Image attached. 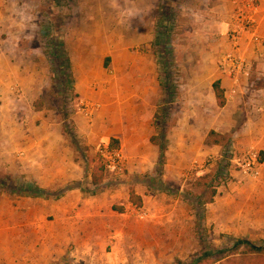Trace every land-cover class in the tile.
Here are the masks:
<instances>
[{"label":"rangeland","instance_id":"obj_1","mask_svg":"<svg viewBox=\"0 0 264 264\" xmlns=\"http://www.w3.org/2000/svg\"><path fill=\"white\" fill-rule=\"evenodd\" d=\"M260 2L263 9L264 0ZM157 6L162 9L161 14L167 13L166 17L172 20L176 61L170 69L172 94L164 97L158 83L149 86L150 91H158L152 104L158 118L154 133L165 131V165L159 166V148L151 144L150 130L136 131L132 123L125 122L117 125L116 132L123 141L119 150L121 168L107 172L105 182L94 188L89 180L91 158L99 154L116 129L112 119L117 105L107 97L117 89V77L111 64L108 69L99 67L104 54L101 50L89 57L90 73L77 74L73 67V72L66 71V75L64 56L51 65L45 52L52 44L59 52L66 47L71 55V49L78 50L83 42L95 41L94 46L99 49L118 34L136 36L137 27L148 32L156 21ZM226 16L221 0H0V55L7 50L8 67L14 73L16 67L26 70L28 79L32 74L35 78L29 82L36 81L33 87L15 79L6 89L0 82V200L19 197L15 189L25 183L39 186L48 179L69 176L72 181L45 190L50 195H63L67 188L80 184L85 191L77 189L82 198L73 201V217L96 230L90 236L85 235L89 231H81L79 242L69 245L70 251L96 250V259L53 260L50 264H191L207 248L225 250L230 239L262 245V166L256 177L245 175L241 167L243 158L250 159L252 153L260 158L261 153L238 150L236 140L229 135L218 133L225 136L223 146L212 145L207 139L229 117L228 111L210 95L211 85L220 73V60L230 50L226 36L230 20L227 19V29L222 30L221 26ZM3 44L7 47L3 48ZM168 54L169 51L162 55ZM4 62L0 59V68L5 67ZM251 64L255 72L250 74L247 92L235 108L237 126L248 114L249 101L254 100L253 85H264L258 63L251 60ZM12 87L25 90L23 96L12 91ZM175 96L176 102H171ZM92 104L102 105L101 112H91L92 107L86 109ZM77 116L88 130L84 136L76 125ZM66 129L74 137L67 135ZM54 133L66 138L60 147L68 153L66 160L72 157L75 163L68 169L58 167L64 163L59 157L41 155V149L55 146ZM39 164L44 165V170L32 173L33 165L37 170ZM46 164H52L53 170L47 169ZM35 176H40L41 181ZM203 177H209L208 182L218 193L201 222L196 203L208 198L205 187L198 182ZM131 189L142 196L143 208L130 203ZM114 207H125L126 211L120 214ZM96 208L102 220L96 225L88 221L94 223L91 226L81 217L94 214ZM247 252L241 248L234 256L220 255L210 263L264 264V257L246 256Z\"/></svg>","mask_w":264,"mask_h":264},{"label":"crops","instance_id":"obj_2","mask_svg":"<svg viewBox=\"0 0 264 264\" xmlns=\"http://www.w3.org/2000/svg\"><path fill=\"white\" fill-rule=\"evenodd\" d=\"M220 1V0H219ZM243 0H221L226 7L227 15L226 20L223 23L222 30L227 29V19L230 20L235 7ZM150 26V25H148ZM148 32L141 31L140 27L136 32V36L131 35L129 37H123L118 34L114 40L110 39L109 45H105L102 48L94 46L95 41L89 44V42H83L77 49H71V55L69 56L72 62V67L75 68L76 73H90L88 70L92 69V62L89 58L91 54L96 50L103 51V57L100 60L99 67L108 69L110 64L113 68V74L117 77V89L110 94L108 99L115 102L113 110L116 108V115L113 116V124L116 125L114 135L107 140L105 145H109L111 139H117L120 145L123 144L122 137L117 135V125L120 126L125 122L133 124L132 129L139 131L140 129L150 130V142L151 139L156 136L155 117L156 110L152 109L153 100L156 97L155 94L158 91H150L149 86L158 83L160 91L159 72L156 57L153 54V42L155 39V22ZM257 35L264 42V4L263 9L260 2V10L258 14V27ZM226 31L223 32L225 34ZM85 40V39H84ZM87 41V40H85ZM4 43H7L6 41ZM3 48L7 45L3 44ZM106 47V48H105ZM137 48L133 51V48ZM242 47L247 53V57L252 62H257V71L264 77V47L260 51H256L253 44L248 41L242 42ZM228 48V47H227ZM70 49V48H69ZM82 53L79 56L77 53ZM263 54L262 58L259 57ZM8 53L7 50L2 51L0 59L5 60V67L0 68V82L5 85L15 79L19 80L22 85L26 81L30 83V79L35 80L32 76L26 77L28 71L21 69H15V73L12 67H8L6 62ZM8 60V59H7ZM91 65V66H90ZM256 71V74L259 73ZM253 74L255 68L252 70ZM251 72V73H252ZM78 78V75H77ZM29 85L35 87L33 81ZM131 81L134 83L132 84ZM217 81H221L222 88L225 90L226 106L224 111H228L229 117L224 121H221V125L214 129L215 132L229 135L236 140L235 146L238 150L252 149L260 153H264V112L259 115H252L250 104L255 102L260 95L258 90L262 89L264 93V86L254 91V100H250L248 107V114L243 119L240 126H237V104L245 96L247 92L249 79L244 78L243 83L247 88L243 90V94L237 100L230 99V91L233 88V81L225 77L221 71L218 73V79L211 85L210 95L213 100H216L213 84ZM21 85V86H22ZM30 86V87H31ZM12 91L23 96V91L20 87H12ZM107 99V100H108ZM84 110V109H83ZM101 109L98 112H101ZM127 115V117H126ZM90 115L86 114L88 118ZM125 116V117H124ZM127 118V119H125ZM75 122L79 128V133L84 136L88 133L86 126L82 124L80 117H75ZM154 127H153V126ZM217 126V125H216ZM238 127V128H237ZM51 137L55 142V146L47 149H41V155L48 156L53 155L54 158L59 157L63 160V164H57L68 169L75 163L71 158H65L66 151L64 147H60L63 141L66 139L63 134L54 133ZM152 144V143H151ZM153 145V144H152ZM154 147H158L153 145ZM159 148V147H158ZM71 150V149H70ZM68 152V151H67ZM40 154V153H39ZM74 163V164H73ZM40 168L35 169L33 165L32 173L43 171L42 164L38 165ZM52 164H46V168H51ZM262 182L264 183V163L262 164ZM36 180L41 181V177L35 176ZM91 181V178L89 177ZM72 181L71 177L65 178L55 177L53 180L48 179L43 184L39 185L42 189L61 187L65 183ZM91 183V182H90ZM81 191L75 189L67 191L59 200L52 198H28L17 197L15 199L3 198L0 200V264H50L53 260H70L80 258L88 262L89 260L96 259V250L94 249H80L70 251L69 245L72 242H79L78 236L81 231L85 232V235H93V231L96 232L94 227L87 228L81 225V221L74 219L72 206L73 201L78 198H82ZM138 194V193H137ZM139 195V194H138ZM86 203V200H85ZM95 213L90 215L85 214V217H81L86 221H94L95 225L98 221L102 220L101 212L95 209ZM91 224L90 222H88ZM94 225V223H92ZM91 224V226H92ZM97 227V226H96ZM112 258V257H111ZM75 262H80L79 260Z\"/></svg>","mask_w":264,"mask_h":264},{"label":"trees","instance_id":"obj_3","mask_svg":"<svg viewBox=\"0 0 264 264\" xmlns=\"http://www.w3.org/2000/svg\"><path fill=\"white\" fill-rule=\"evenodd\" d=\"M161 4H159L160 8ZM157 6V10L155 12V39L153 42V54L156 57L157 66H158V72H159V81H160V92L163 94L164 97H167L168 95L172 94L171 89V78H170V69L171 65H175V55H174V48H173V41H172V20L170 17H166L167 13L161 14V10H159ZM161 16V17H160ZM52 48L49 50H46V56L50 62V64H56L60 56H64L62 60H64L65 68L64 72L65 75L67 74L66 71L73 72L72 62L69 56V51L66 49V47L59 52L55 46L51 44ZM167 51L170 52L167 56L163 57V53H167ZM159 55H162L161 57ZM176 70L178 68L176 67ZM65 78V77H64ZM72 89H74V83H72ZM264 86V85H263ZM262 86V87H263ZM213 89L215 91L216 100L219 105V107L224 108L227 104L226 98H225V90L222 88L221 81H217L213 84ZM178 96V95H177ZM177 97L171 101L176 102ZM157 118V115L156 117ZM158 119V118H157ZM155 120V127L157 128L158 120ZM66 134L74 137L72 135V131H69L66 129ZM208 140L211 141L212 145L215 146H223L226 144L225 136H222L215 131H211L208 135ZM166 141V134L165 131H161L160 134L157 133L156 136H154L151 139V143L155 146L159 147V160L160 164L159 166L161 168L164 167L166 162V155H167V149L165 145ZM110 149L119 151L121 148L120 142L117 139H111L110 141ZM260 163H264V153H261L260 157ZM91 165L93 166L92 173H91V185L96 188L100 187L106 180L105 176H107V170L106 164L101 157L100 154L96 155L95 157L91 158ZM220 168H223V164L220 165ZM209 177H203L198 180L199 186L205 187V194L207 192L208 198L205 199V201L197 202L196 204V210H197V216L201 222L205 220V213L206 209L209 205L213 204L215 201V198L217 196V189L212 185V182L209 183ZM80 189L81 191H85V189L79 184L74 185L71 188H67L65 191H63V194L67 191ZM16 195L19 197H28V198H52L55 200H59L63 195H57L49 194V191L42 189L36 184L33 183H25L22 185V187H17L16 189ZM165 193H169L168 189H163ZM182 194V193H179ZM130 203L135 206L138 209H141L144 207V200L142 196L138 195L134 189H131L130 191ZM113 210L115 212H118L120 214H124L126 209L125 207H114ZM228 247H226L225 250L222 249H213V248H207L205 252L195 256L192 260L191 264H211L210 262L213 261V259L217 258L220 255L226 256H234L241 248H246L248 252L245 254L246 256H253L257 258H263L264 257V242L262 245L258 246L254 243H252L249 240H241V239H230L229 243H226ZM223 257V258H226ZM221 260V259H220ZM179 264H185L183 261H177ZM219 262V261H218Z\"/></svg>","mask_w":264,"mask_h":264},{"label":"built area","instance_id":"obj_4","mask_svg":"<svg viewBox=\"0 0 264 264\" xmlns=\"http://www.w3.org/2000/svg\"><path fill=\"white\" fill-rule=\"evenodd\" d=\"M259 10L260 0H243L238 3L230 18L226 33L230 43V50L220 60V71L234 83L230 91L231 100H237L243 94V90L246 88L243 80L244 78L249 79L253 70L251 60L247 57V53L242 47V42H250L254 45L256 51H260L264 47V42L256 32ZM262 56L263 54L259 52V57L262 58ZM252 88L255 91L262 87L254 88L253 85ZM258 94L260 98L250 104L253 116L264 112V93L262 89L258 90ZM89 107H92V109H89ZM86 109L96 112L101 109V105L92 104L91 106H86ZM86 114L90 115V112L88 111ZM99 154L103 158L109 172L119 171L122 164V156L119 151L111 150L109 145H104L100 149ZM252 156L250 159L243 158L241 167L245 175L256 177L260 174L262 164L257 153H252Z\"/></svg>","mask_w":264,"mask_h":264}]
</instances>
